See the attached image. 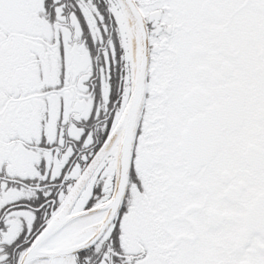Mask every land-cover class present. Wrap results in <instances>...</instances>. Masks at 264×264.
Returning <instances> with one entry per match:
<instances>
[{"label": "snow or ice", "instance_id": "obj_1", "mask_svg": "<svg viewBox=\"0 0 264 264\" xmlns=\"http://www.w3.org/2000/svg\"><path fill=\"white\" fill-rule=\"evenodd\" d=\"M0 264H264V0H0Z\"/></svg>", "mask_w": 264, "mask_h": 264}]
</instances>
